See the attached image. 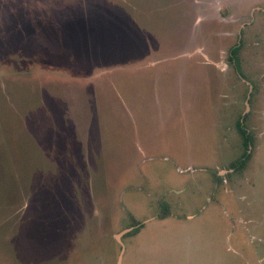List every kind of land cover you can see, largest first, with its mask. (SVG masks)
<instances>
[{
  "label": "rangeland",
  "instance_id": "rangeland-1",
  "mask_svg": "<svg viewBox=\"0 0 264 264\" xmlns=\"http://www.w3.org/2000/svg\"><path fill=\"white\" fill-rule=\"evenodd\" d=\"M0 264H264V0H0Z\"/></svg>",
  "mask_w": 264,
  "mask_h": 264
},
{
  "label": "trees",
  "instance_id": "trees-1",
  "mask_svg": "<svg viewBox=\"0 0 264 264\" xmlns=\"http://www.w3.org/2000/svg\"><path fill=\"white\" fill-rule=\"evenodd\" d=\"M236 54V47L231 49V55H235ZM237 131L240 134V136L242 137V142H243V146H245V153L243 154V158L241 159V161H243L244 159H246L248 157V153H247V148H248V144L250 143V137L248 136V134L241 128L240 125H237ZM238 166V164L234 163L231 167L233 169H235Z\"/></svg>",
  "mask_w": 264,
  "mask_h": 264
},
{
  "label": "flooded vegetation",
  "instance_id": "flooded-vegetation-1",
  "mask_svg": "<svg viewBox=\"0 0 264 264\" xmlns=\"http://www.w3.org/2000/svg\"><path fill=\"white\" fill-rule=\"evenodd\" d=\"M233 170V168H231Z\"/></svg>",
  "mask_w": 264,
  "mask_h": 264
}]
</instances>
